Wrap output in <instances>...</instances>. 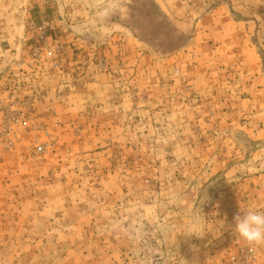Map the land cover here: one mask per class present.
Returning <instances> with one entry per match:
<instances>
[{"label":"rangeland","instance_id":"rangeland-1","mask_svg":"<svg viewBox=\"0 0 264 264\" xmlns=\"http://www.w3.org/2000/svg\"><path fill=\"white\" fill-rule=\"evenodd\" d=\"M104 2L0 0V264H264V0Z\"/></svg>","mask_w":264,"mask_h":264},{"label":"clouds","instance_id":"clouds-1","mask_svg":"<svg viewBox=\"0 0 264 264\" xmlns=\"http://www.w3.org/2000/svg\"><path fill=\"white\" fill-rule=\"evenodd\" d=\"M122 6V0H105L104 4L95 10V21L105 25L117 14ZM106 33H102L105 35ZM231 233L252 246H264V211L249 208L245 213L236 214L233 223L228 225ZM192 234H195L193 229Z\"/></svg>","mask_w":264,"mask_h":264}]
</instances>
